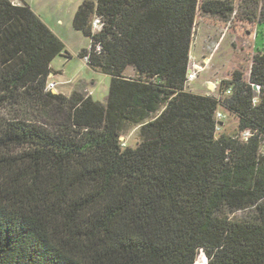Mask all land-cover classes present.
<instances>
[{
  "label": "trees",
  "instance_id": "1",
  "mask_svg": "<svg viewBox=\"0 0 264 264\" xmlns=\"http://www.w3.org/2000/svg\"><path fill=\"white\" fill-rule=\"evenodd\" d=\"M249 2L255 23L264 0ZM233 10L83 0L72 25L90 39L78 58L110 78L101 103L48 90L64 43L27 3L0 0V264H264V52L248 78L230 73L222 102L186 88L198 12ZM220 107L236 135L216 134Z\"/></svg>",
  "mask_w": 264,
  "mask_h": 264
},
{
  "label": "rangeland",
  "instance_id": "2",
  "mask_svg": "<svg viewBox=\"0 0 264 264\" xmlns=\"http://www.w3.org/2000/svg\"><path fill=\"white\" fill-rule=\"evenodd\" d=\"M82 1L28 0V5L37 12L47 25L53 30L62 31V37L67 45V52L72 55L77 50L90 45V40L82 33L74 30L72 25ZM21 5H23V2H21ZM249 5V0H233L234 10L227 18L198 12L190 63L192 66L196 65L202 69L197 80L187 88L189 92L206 96L221 94L223 82L230 79V73L234 70H240L247 78L249 77L254 55L264 52V17L255 23H250L246 17V10ZM212 43H215V47L209 50L208 47ZM60 63L57 60L55 67L63 70L64 79L70 81L71 85H68L67 89L70 90L75 86L76 91H82L84 94L91 96L94 94L96 100L106 103L110 86L108 76L93 72L76 56L68 61V64L64 67ZM51 76L49 77L48 87L51 83H55L52 82ZM126 76L136 78L135 70L129 68ZM78 79H87L88 82L78 81ZM217 82H222L219 89L214 88ZM92 83L94 84L93 87ZM56 90L57 86L54 91ZM218 111L224 114V128L218 136L221 134L236 135L238 119L223 107H220ZM122 142H125L127 147L135 148L139 143V128L128 126L123 133ZM236 215L240 217L243 214L238 213ZM203 258V254L200 253L197 262L208 264V260L206 261Z\"/></svg>",
  "mask_w": 264,
  "mask_h": 264
},
{
  "label": "built area",
  "instance_id": "3",
  "mask_svg": "<svg viewBox=\"0 0 264 264\" xmlns=\"http://www.w3.org/2000/svg\"><path fill=\"white\" fill-rule=\"evenodd\" d=\"M15 3L17 5H21L20 1H15ZM102 28V23L101 20L96 17L94 18L93 22H92V30L94 33H97L98 31H100ZM213 47H215V43H212L211 46L208 47L209 50H212ZM218 47V46H217ZM216 47V48H217ZM101 48L100 46H97V50L99 51ZM87 63V59H84ZM202 68L195 66H192L191 63L189 64L188 67V72H187V79H186V88L190 87L191 84H193L197 78L198 75L200 73ZM222 82H217V84L214 86V88L219 89V87H221ZM57 83H51L48 87L49 91H54V89L56 88ZM254 91L256 93L260 92V87L259 86H253ZM232 91L231 88L229 90H227L224 94L223 93H219L213 97H215L219 102H222L224 97L231 95ZM258 102V98L254 99V104H256ZM216 121H217V125H216V134L218 135L224 128V114H222L221 112H217L216 113ZM254 134H252L251 132H243L242 134H240V139L242 141L247 142ZM122 146L123 147H127L125 142H122ZM260 153L264 156V143L261 145L260 148Z\"/></svg>",
  "mask_w": 264,
  "mask_h": 264
},
{
  "label": "crops",
  "instance_id": "4",
  "mask_svg": "<svg viewBox=\"0 0 264 264\" xmlns=\"http://www.w3.org/2000/svg\"><path fill=\"white\" fill-rule=\"evenodd\" d=\"M13 4H15V5H17L16 3H15V1L16 0H10ZM18 1H21V2H23V3H27L28 4V0H18ZM30 6V5H29ZM31 7V6H30ZM32 8V7H31ZM33 9V8H32ZM33 11L37 14V12L33 9ZM38 15V14H37ZM39 16V15H38ZM40 17V16H39ZM41 18V17H40ZM42 19V18H41ZM44 22V21H43ZM45 23V22H44ZM61 23V22H60ZM46 24V23H45ZM47 25V24H46ZM61 40H62V42L64 43V45H65V47H66V51H67V45H66V43H65V41H64V39H63V37H62V31H56V29H52L49 25H47ZM81 33V32H80ZM90 40V39H89ZM90 47V45L88 46V47H86V48H83V49H88ZM83 49H79V50H77L75 53H74V55H72V54H69L68 52H67V54H63L62 56H59V57H57L53 62H52V69L56 72V74H51L52 76V82H55V83H57V90L56 91H53V93L54 94H56V93H61V94H63V95H65V96H67V97H69V96H71L72 95V93L74 92V91H76V89H75V86L74 87H72L70 90L69 89H67L66 87L68 86V85H71V83H70V81H67V80H65L64 79V71L63 70H61V69H58V68H56L55 67V63H56V61L58 60L59 61V63L60 64H62V66L64 67V66H66L67 64H68V61H70L71 59H73L75 56L76 57H78V54H79V52L81 51V50H83ZM80 59V58H79ZM83 63H84V65L87 67V68H89L88 67V65H87V63H86V61L85 60H83V59H80ZM90 69V68H89ZM91 70V69H90ZM78 81H84V82H88V80L87 79H85V80H79L78 79ZM94 86V84L92 83V87ZM210 85L208 84V87H209ZM109 92V91H108ZM201 95V94H200ZM92 97H93V99L95 100V101H98V100H96L95 99V97H94V94H92ZM107 100V99H106ZM98 102H100V101H98Z\"/></svg>",
  "mask_w": 264,
  "mask_h": 264
},
{
  "label": "clouds",
  "instance_id": "5",
  "mask_svg": "<svg viewBox=\"0 0 264 264\" xmlns=\"http://www.w3.org/2000/svg\"><path fill=\"white\" fill-rule=\"evenodd\" d=\"M203 257H204L203 259H205L207 261V257L205 255H203Z\"/></svg>",
  "mask_w": 264,
  "mask_h": 264
},
{
  "label": "bare ground",
  "instance_id": "6",
  "mask_svg": "<svg viewBox=\"0 0 264 264\" xmlns=\"http://www.w3.org/2000/svg\"><path fill=\"white\" fill-rule=\"evenodd\" d=\"M196 264H201V263L196 262Z\"/></svg>",
  "mask_w": 264,
  "mask_h": 264
}]
</instances>
